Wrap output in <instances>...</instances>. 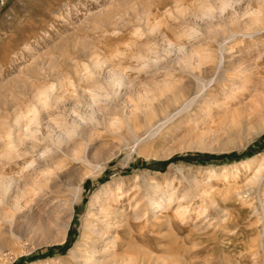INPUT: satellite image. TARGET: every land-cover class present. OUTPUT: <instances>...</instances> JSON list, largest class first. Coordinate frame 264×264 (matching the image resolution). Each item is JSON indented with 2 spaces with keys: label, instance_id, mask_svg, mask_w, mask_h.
<instances>
[{
  "label": "rangeland",
  "instance_id": "374dc122",
  "mask_svg": "<svg viewBox=\"0 0 264 264\" xmlns=\"http://www.w3.org/2000/svg\"><path fill=\"white\" fill-rule=\"evenodd\" d=\"M96 247L264 264V0H0V264Z\"/></svg>",
  "mask_w": 264,
  "mask_h": 264
},
{
  "label": "bare ground",
  "instance_id": "6f19581e",
  "mask_svg": "<svg viewBox=\"0 0 264 264\" xmlns=\"http://www.w3.org/2000/svg\"><path fill=\"white\" fill-rule=\"evenodd\" d=\"M191 65V64H190ZM243 82V81H242ZM172 86V85H171ZM168 87V86H167ZM169 88H171V87H169ZM176 88V87H175ZM214 101H216V99H213ZM7 181V180H6ZM14 183V182H13ZM14 186V185H13ZM11 189H12V181L11 182H6V184H5V187H4V196H5V198H6V200H10V196H12V195H10V192H11ZM19 189V191L18 192H16V195H15V197H14V206H15V209H16V211L19 209V208H21V202H22V200L23 199H25L28 195H29V192H27V191H24L23 189V191H20L21 189L20 188H18ZM36 189V188H35ZM38 190V189H37ZM110 191H109V189H106L105 190V193L107 194V193H109ZM115 193V192H114ZM103 195V193H101V194H99V196H98V199H100L98 202H100L102 199H101V197H103L102 196ZM114 195H116V194H114ZM151 199H149V200H151V202H152V206H151V209L152 210H155V209H157V208H162V205H163V203H164V201L163 200H161V201H156V199H154L153 197H150ZM153 198V199H152ZM118 199V198H117ZM97 200V199H96ZM119 201V200H118ZM9 203V202H8ZM26 203H28V199L26 200ZM166 207V206H165ZM20 210V209H19ZM20 212V211H19ZM102 212H106L105 210L104 211H102ZM108 213H109V211H107ZM8 214V213H7ZM107 214V213H106ZM140 215V214H139ZM8 216V215H7ZM134 219H138V215H137V213H135V215H134ZM139 220V219H138ZM50 224V223H49ZM110 224V223H109ZM40 225V224H39ZM108 225V224H107ZM50 226V225H49ZM40 227H44V226H40ZM108 228H110V227H108ZM35 229V228H34ZM40 230H41V228H39ZM44 229H42L41 231H43ZM36 231V230H35ZM39 231V230H38ZM92 232L94 233V234H99V231L96 229V228H93L92 229ZM38 233V232H37ZM66 235H67V231H66V233H65V235H63L64 237H63V239L62 240H59V241H61V244L62 243H64L65 242V239H66ZM106 252V251H105ZM100 253H104L103 251H99V249H97V247L94 249L93 248V250H92V252L91 253H83V252H81L80 254H78V256H77V259L78 260H80V262H79V264H124L123 263V260L122 261H112V262H109L110 260H108V259H104L103 261H99L96 257H97V255L98 254H100ZM111 254V253H110ZM105 255V254H104ZM112 255L113 254H111V257H112ZM100 256V255H99ZM143 256V255H142ZM114 257V256H113ZM105 258V257H104ZM115 258V257H114ZM129 260V259H128ZM127 260V261H128Z\"/></svg>",
  "mask_w": 264,
  "mask_h": 264
}]
</instances>
